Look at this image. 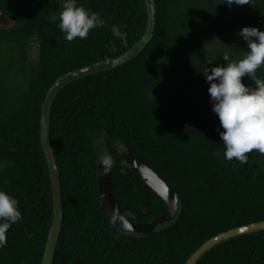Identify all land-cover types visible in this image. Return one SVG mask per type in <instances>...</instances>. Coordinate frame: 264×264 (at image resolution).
<instances>
[{
	"label": "trees",
	"instance_id": "1",
	"mask_svg": "<svg viewBox=\"0 0 264 264\" xmlns=\"http://www.w3.org/2000/svg\"><path fill=\"white\" fill-rule=\"evenodd\" d=\"M152 39L136 58L112 70L66 85L49 111V142L58 168L62 224L52 264H185L209 238L234 227L264 221V169L250 160L224 159L223 131L211 110L202 71L243 58L246 42L205 58L194 53L208 13L198 0H153ZM62 0H0L9 24L0 25V47L23 53L38 43L37 63L16 93L3 85L0 66V190L19 202L22 219L7 231L0 264H41L52 221L50 180L39 138L40 110L61 76L114 58L143 35V0H78L106 20L86 39L67 42L53 19ZM239 5L243 26L264 30V0ZM126 33L115 38L111 26ZM256 76L264 79V66ZM242 82L252 85L247 76ZM219 130V131H218ZM104 138L113 160L111 188L118 209L132 223L151 222L162 200L120 156L131 149L178 199L175 218L140 236L111 228L97 191ZM196 264H264V231L213 247Z\"/></svg>",
	"mask_w": 264,
	"mask_h": 264
},
{
	"label": "clouds",
	"instance_id": "2",
	"mask_svg": "<svg viewBox=\"0 0 264 264\" xmlns=\"http://www.w3.org/2000/svg\"><path fill=\"white\" fill-rule=\"evenodd\" d=\"M224 4L253 5L252 0H224ZM61 11L57 17V27L67 42L74 39H86L90 30L102 28L106 20L101 14L92 11L78 0H62ZM115 38L126 43V33L116 25L111 26ZM247 45L246 54L239 60H229L224 55V64L213 66L203 71L212 111L219 119V131L224 146V159H235L240 164L248 161L247 154L253 151L264 155V79L256 76L264 66V30L255 27H242L238 33ZM147 37H145V42ZM249 77L252 85L242 82V77ZM100 165L107 172L113 165L110 156H102ZM22 219L18 200L0 190V249L7 245V231L12 224Z\"/></svg>",
	"mask_w": 264,
	"mask_h": 264
},
{
	"label": "water",
	"instance_id": "3",
	"mask_svg": "<svg viewBox=\"0 0 264 264\" xmlns=\"http://www.w3.org/2000/svg\"><path fill=\"white\" fill-rule=\"evenodd\" d=\"M146 10V26L141 38L128 50L120 55L98 62L94 65L71 71L59 77L45 94L40 110L39 138L40 146L47 166L50 180L52 221L47 236L41 264H52L53 252L62 224V204L58 168L49 142V111L58 93L68 84L86 78L93 74L112 70L122 64L130 62L142 53L152 39L155 27V6L153 0H143ZM9 24V20L0 10V25ZM145 37L147 41L145 42ZM120 156L130 167L132 172L163 202L164 212L151 222L132 223L128 221L117 207L112 188L111 171H103L100 161L97 165V191L101 204V211L114 230L145 236L152 233L158 226L172 221L177 212L178 199L173 188L157 176V174L131 149L122 148ZM264 231V221L234 227L219 233L202 243L186 260L185 264H196L213 247L238 236Z\"/></svg>",
	"mask_w": 264,
	"mask_h": 264
},
{
	"label": "rangeland",
	"instance_id": "4",
	"mask_svg": "<svg viewBox=\"0 0 264 264\" xmlns=\"http://www.w3.org/2000/svg\"><path fill=\"white\" fill-rule=\"evenodd\" d=\"M201 10L208 13L207 20L199 25L203 37L199 40L194 53L205 58L214 57L218 53L233 48L244 42L238 35L243 24L237 19L236 12L239 5L231 7L224 4V0H198ZM38 43L36 39L26 40L23 53L15 51L8 46L0 47V66L3 68V85L8 90L17 92L25 88L29 81L28 70L37 63ZM12 93V92H11ZM99 161L106 156L104 138L98 136L95 142ZM248 160L256 166L264 169V155L256 151L247 154Z\"/></svg>",
	"mask_w": 264,
	"mask_h": 264
}]
</instances>
